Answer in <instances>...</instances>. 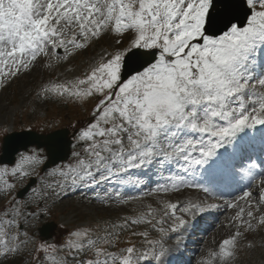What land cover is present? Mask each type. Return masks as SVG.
Masks as SVG:
<instances>
[{"label": "snow or ice", "instance_id": "obj_1", "mask_svg": "<svg viewBox=\"0 0 264 264\" xmlns=\"http://www.w3.org/2000/svg\"><path fill=\"white\" fill-rule=\"evenodd\" d=\"M109 33L117 47L85 78L37 93L59 92L77 102L97 98L69 159L49 167L59 145L46 144L0 166V259L167 264L168 240L179 248L204 213L231 209L234 231L219 246L222 264H229L240 240L264 228V168L245 164L251 145L243 137L264 128V0H0V81L31 71L42 55L66 60ZM126 35L131 38L121 49ZM134 174L144 179L133 180ZM157 176L154 191L178 198L146 205V212L124 217L103 236L78 227L57 245L37 242L28 230L49 214L50 203L100 189L104 196L95 198L106 206L114 193L123 204L120 186L139 193ZM234 177L248 185L226 198ZM188 190L202 198L181 199ZM139 225L146 230L132 234L141 244L110 250L121 243L119 230ZM254 246L248 240L247 247Z\"/></svg>", "mask_w": 264, "mask_h": 264}, {"label": "rangeland", "instance_id": "obj_2", "mask_svg": "<svg viewBox=\"0 0 264 264\" xmlns=\"http://www.w3.org/2000/svg\"><path fill=\"white\" fill-rule=\"evenodd\" d=\"M128 37L130 35H127ZM107 38L104 37V40ZM108 41L110 43V37H108ZM94 48L96 49L95 45ZM126 48V45L123 47V49ZM78 52V51H77ZM77 55L79 58L76 60L78 62H82L81 68L85 65L87 58H91L94 55V51L88 47L86 50H82L81 53L78 52ZM76 56H74L72 59L74 60ZM92 59V58H91ZM89 59V61L91 60ZM79 67H76L78 69ZM63 69H66L67 71L63 72ZM74 70L72 73L71 70H68L67 67L63 66L61 67V70L63 73L59 74L58 76H54L57 83H68L71 81V78L73 75L80 70ZM49 75L48 70H43L42 65L38 64V66L34 67L32 72L28 73H22L18 77H16L8 86L3 90L2 95L0 96V121L5 124L12 125V122L14 118L19 115L18 112L20 109L22 111L27 112L28 121L29 122H40L38 118L41 117H48V109L54 108L55 106L58 108H62L64 106H61V102L55 101V102H47L44 105L37 106L35 112L30 109L31 105L33 106L36 100L37 93L40 90L39 83H43V81H46V76ZM259 91V89H257ZM94 98V97H93ZM92 98V99H93ZM73 108H69V112H73ZM31 111L35 112L36 114L32 113ZM83 112V108L81 109ZM70 112V113H71ZM70 113L68 115H70ZM92 119V116L90 120ZM44 119L43 121H45ZM89 120V118H87ZM69 121V119H68ZM86 121V120H85ZM82 122V124L85 123ZM48 123L47 121H45ZM50 125H42L40 126V130H45L47 127H50L52 124L57 125L62 122V120H54L52 119ZM87 124H85L86 126ZM84 126V127H85ZM1 128V127H0ZM125 200V203L121 204L120 199L115 201L114 205L112 206H106L101 202H97L94 200H87L80 198L78 195H70L68 198L57 201L56 203L49 204V214L41 217L39 221L34 222V227H31L28 229L31 231L36 238V225L38 222H43L45 220H54L56 223L63 227L73 226L74 224L83 226L87 224H93V223H101L105 227L108 225L110 228L108 230H112V225H110L108 218H110L112 221H117L116 224L123 223V218L128 215L129 217H137L141 213H143L144 208H140L139 206H133L131 203H127V198H122ZM157 202V201H156ZM152 204L153 206H157V204ZM112 204V203H111ZM219 218H223V215H220ZM45 219V220H44ZM222 223V222H221ZM226 223V222H225ZM39 225V224H38ZM37 225V226H38ZM139 226H130L129 229H135V231H138ZM130 230H119L120 234H126L127 232H130ZM232 230H228L227 232L230 233ZM62 230H59V233L61 234ZM99 235L103 236L104 232H100L99 230L96 231ZM214 240L222 237L225 235L226 230H224V227L220 225L214 232ZM253 233H250L249 236H253ZM264 239V233L261 235H258L256 237V241L258 244L261 243V240ZM205 240V238L203 239ZM210 241V237L208 238V242ZM141 244V243H139ZM212 244V243H211ZM242 245V243H241ZM204 246V242H202L199 247H197L196 251L202 248ZM258 249H244L243 246H241V250L244 251V255L240 254V261H238L237 264H264V250H262L261 245L257 246ZM202 250V249H201ZM52 255V254H50ZM12 261V260H11ZM209 259L207 260V262ZM211 261H214V263H219L221 260L218 256H214L211 258ZM210 262V261H209ZM13 264H19V261H12ZM4 264V263H2ZM26 264H30L29 261H26ZM229 264H232L229 262ZM236 264V263H235Z\"/></svg>", "mask_w": 264, "mask_h": 264}, {"label": "water", "instance_id": "obj_3", "mask_svg": "<svg viewBox=\"0 0 264 264\" xmlns=\"http://www.w3.org/2000/svg\"><path fill=\"white\" fill-rule=\"evenodd\" d=\"M48 141L45 142V145H51V144H56L59 145V148H61V154L59 156H57L55 159H53V162H56L58 160H61V157L64 159L65 154L67 153V147H68V143L65 140V137L63 135H53V136H49L47 137ZM52 158V156H51Z\"/></svg>", "mask_w": 264, "mask_h": 264}, {"label": "bare ground", "instance_id": "obj_4", "mask_svg": "<svg viewBox=\"0 0 264 264\" xmlns=\"http://www.w3.org/2000/svg\"><path fill=\"white\" fill-rule=\"evenodd\" d=\"M219 202H221V201H218V203H219ZM225 212H226V210H223V213L221 214V215H223V218H219V216H218L217 218L213 219V226H214V227H217V225H215L217 222H218V223H221V222H223V221H225V220L228 219L229 216L225 215V214H224ZM204 218H206V217H204ZM214 227H209V228L214 230ZM188 237L191 238V237H193V236H188ZM200 239H201L200 243H198V244H196V245H194V244H190V243H189V245H190L191 247H193V252H196V250H197L196 248L199 247V245L202 243V241H207L206 239L203 240L204 238H200ZM186 244L188 245V242H187ZM192 245H194V246H192ZM207 263H208V262H203V264H207ZM219 263H220V261H219Z\"/></svg>", "mask_w": 264, "mask_h": 264}]
</instances>
